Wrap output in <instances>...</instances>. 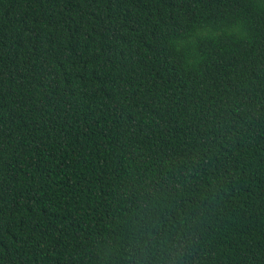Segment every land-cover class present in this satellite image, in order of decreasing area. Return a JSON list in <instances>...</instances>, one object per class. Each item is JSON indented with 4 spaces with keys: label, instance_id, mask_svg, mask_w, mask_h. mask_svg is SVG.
Wrapping results in <instances>:
<instances>
[{
    "label": "trees",
    "instance_id": "obj_1",
    "mask_svg": "<svg viewBox=\"0 0 264 264\" xmlns=\"http://www.w3.org/2000/svg\"><path fill=\"white\" fill-rule=\"evenodd\" d=\"M133 260L264 264V0H0V264Z\"/></svg>",
    "mask_w": 264,
    "mask_h": 264
},
{
    "label": "clouds",
    "instance_id": "obj_2",
    "mask_svg": "<svg viewBox=\"0 0 264 264\" xmlns=\"http://www.w3.org/2000/svg\"><path fill=\"white\" fill-rule=\"evenodd\" d=\"M178 259H179V258L177 257V260H178ZM132 264H136V261H135V260H133Z\"/></svg>",
    "mask_w": 264,
    "mask_h": 264
}]
</instances>
